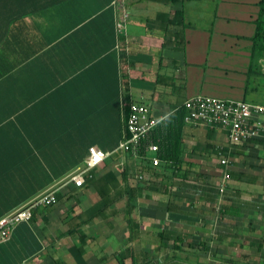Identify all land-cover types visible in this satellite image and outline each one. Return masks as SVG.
<instances>
[{"label": "crops", "instance_id": "1", "mask_svg": "<svg viewBox=\"0 0 264 264\" xmlns=\"http://www.w3.org/2000/svg\"><path fill=\"white\" fill-rule=\"evenodd\" d=\"M221 1L200 31L184 2L0 0V218L56 198L9 229L0 264H169L186 248L197 264H264V143L185 123L180 169L155 176L117 149L128 101L154 116L197 95L264 106L259 0ZM89 146L105 157L85 169Z\"/></svg>", "mask_w": 264, "mask_h": 264}, {"label": "built area", "instance_id": "2", "mask_svg": "<svg viewBox=\"0 0 264 264\" xmlns=\"http://www.w3.org/2000/svg\"><path fill=\"white\" fill-rule=\"evenodd\" d=\"M181 107L185 111L183 117L185 123L220 128L225 132L229 144H243L251 140L264 143L263 105L250 104L243 100H224L213 96L197 95L185 98ZM166 115L154 116L146 105L128 101L125 113V130L128 137L117 144V149L132 152L134 156L136 149L143 142L145 151L150 154V164L157 165L159 162L154 153L158 150V146L149 139V136L152 130L164 121ZM104 157L105 154L101 149L89 146L84 160L85 169L98 166ZM220 163H225V159L221 158ZM70 180L74 185H80L81 172L71 176ZM55 203L56 198L53 192H47L17 212L1 217L0 240L6 237L14 224L30 217L31 207Z\"/></svg>", "mask_w": 264, "mask_h": 264}, {"label": "trees", "instance_id": "3", "mask_svg": "<svg viewBox=\"0 0 264 264\" xmlns=\"http://www.w3.org/2000/svg\"><path fill=\"white\" fill-rule=\"evenodd\" d=\"M184 1L185 0H170V2L172 3H182ZM258 6V15L254 22L255 29L253 35L251 36L252 50L254 52H261L262 50H264V0H259ZM173 15L177 20H183L181 9L175 10ZM123 113L125 115L126 110ZM184 114V109L181 107V105H179L166 115L164 121L159 124V126L152 130L149 139L155 142L158 146V150L154 153L159 162L157 165L152 166L150 164V154L145 151V148L143 147L145 145L143 142H141V146L136 149L134 156L132 155V152H123H125L127 156H133L139 159L144 165L151 167V174L154 176L157 174L156 170H159V168L163 164L168 165L169 167L173 166L176 170L180 169L182 162L179 159V155L181 153L182 147V129L185 124V122L183 121ZM127 137L128 133L125 130L124 118L122 123L121 140H124ZM189 171L191 172L192 170H190V168L183 169L182 173L178 174L180 175V177L182 176L183 178H186L189 174ZM171 174H173L174 176L178 175L175 172H172ZM192 176L195 180H198L201 177V174H199L198 172H192ZM126 258L127 254H124L120 260L118 259V264H126L124 263Z\"/></svg>", "mask_w": 264, "mask_h": 264}, {"label": "rangeland", "instance_id": "4", "mask_svg": "<svg viewBox=\"0 0 264 264\" xmlns=\"http://www.w3.org/2000/svg\"><path fill=\"white\" fill-rule=\"evenodd\" d=\"M246 2L252 1V0H241ZM224 4V5H223ZM210 5H214V0L210 2L209 0H186L184 1V15L185 19L188 18L190 21L191 25L194 27L196 26L198 30L200 31H206L205 28L208 27L209 25V20L211 18V8ZM215 5L218 8H226L227 5L223 3L221 0H215ZM221 10V9H220ZM222 10V11H223ZM153 254H151L152 256ZM250 255V254H248ZM197 256L198 254H194L192 251L188 250L187 248L182 251H175V252H170L168 258L170 259L168 262L169 264H197ZM254 254H251L250 256L247 257V255L244 254H230L229 256L226 257L225 260H221L220 264H247L248 258L249 264H258V263H252V260H255L253 258ZM153 260L157 264H163L161 262V259L156 258L154 255ZM237 262V263H236ZM262 262H260L261 264Z\"/></svg>", "mask_w": 264, "mask_h": 264}]
</instances>
